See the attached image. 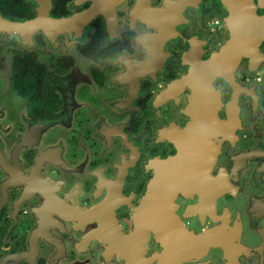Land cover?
<instances>
[{"label":"flooded vegetation","instance_id":"obj_1","mask_svg":"<svg viewBox=\"0 0 264 264\" xmlns=\"http://www.w3.org/2000/svg\"><path fill=\"white\" fill-rule=\"evenodd\" d=\"M262 37L264 0H0V264H264Z\"/></svg>","mask_w":264,"mask_h":264},{"label":"water","instance_id":"obj_2","mask_svg":"<svg viewBox=\"0 0 264 264\" xmlns=\"http://www.w3.org/2000/svg\"><path fill=\"white\" fill-rule=\"evenodd\" d=\"M249 36V34H248ZM264 38V37H262ZM226 50H225V46L222 47V49L220 50V53L218 54V56H223L222 59H218V60H225L224 56H225ZM193 152H195V154H193ZM196 149L194 148H188L185 145H182L178 152L173 155L170 156L160 162L157 163L156 169H155V176H154V180L151 182V184H148L144 190L143 193V197L140 201V204L138 206V208L135 210V212H131V215H136L141 214H149V210L148 208V200L151 196V190H153V186L155 184H165L168 183L169 187L167 189V194L168 196H165V200L169 201V206L171 205V202L173 201L174 195L175 193H177V191L180 189L178 186L180 185V182L186 181L183 178H178L179 176H175L174 178H167L168 181L163 180L162 179V175H166V174H186L188 172L191 171L190 169H185L186 166H191L194 162V158H196ZM178 178V179H177ZM154 214L158 215V217L164 216L165 212L161 211V210H153ZM171 212V211H170ZM168 213L169 218L172 216V212ZM146 232H148V230H146V228H142L140 226H136L134 225V228L126 233V234H121L120 238L123 239L122 245L124 246V248L127 249V257L131 258V256L134 255V253L136 251H138V249L140 250V246L137 244H134L133 242L135 241V239L140 238V237H146ZM157 232H161L163 233V237L168 236V238H170L168 247H169V255L166 258H175V256H177L179 259L182 258L183 253L186 254V251L184 252L182 250L183 245H186V248L188 247L187 244L183 243V240L185 238H192L193 235L189 236L190 234L189 232H187L186 230H183L182 228H174V227H169L167 230H158ZM211 233L208 231V233H203L201 235H198L196 237V243H203L205 241H207L210 238ZM171 239L174 240H178L179 242H173ZM126 241V242H124ZM187 240H184V242ZM186 243V242H185ZM133 249V250H132ZM167 263H172L171 260H167L165 261ZM163 262V264L165 263Z\"/></svg>","mask_w":264,"mask_h":264}]
</instances>
